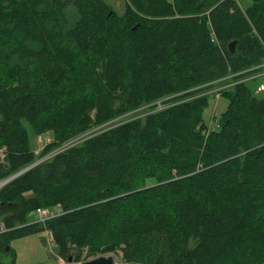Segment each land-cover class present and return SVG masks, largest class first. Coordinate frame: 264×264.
Masks as SVG:
<instances>
[{
  "label": "trees",
  "instance_id": "obj_1",
  "mask_svg": "<svg viewBox=\"0 0 264 264\" xmlns=\"http://www.w3.org/2000/svg\"><path fill=\"white\" fill-rule=\"evenodd\" d=\"M128 1L119 16L105 0H0V181L149 109L6 185L0 251L46 230L66 264L82 249L126 264H264V97L251 89L264 77L223 90L217 128L204 121L213 83L263 72L239 75L264 64V0ZM24 122L53 135L40 155ZM56 207L58 218L28 225Z\"/></svg>",
  "mask_w": 264,
  "mask_h": 264
},
{
  "label": "rangeland",
  "instance_id": "obj_2",
  "mask_svg": "<svg viewBox=\"0 0 264 264\" xmlns=\"http://www.w3.org/2000/svg\"><path fill=\"white\" fill-rule=\"evenodd\" d=\"M105 1L109 5L111 13H113L114 11L119 16L125 14L126 12L124 7L125 4L127 6L130 4V1L128 0H105ZM137 1L138 2L136 4L139 5H143V3H148L149 6L147 7L149 8V10L150 9L152 11L158 10L157 4L154 1L152 2V0H137ZM236 1L242 10H247L252 3V0H236ZM12 5L13 7L15 6V8H18L15 1H12ZM14 11L15 13H18V9H14ZM134 27H136V25ZM235 53H237V46ZM260 66L258 65L256 66V68H252V69H254V71L261 70L264 72V68H260ZM233 81L234 80H232V82ZM218 85L219 84H217L216 87H219ZM251 89L254 91V95L256 97H264V92L259 91L258 88L256 91L253 88ZM115 97H116V105H119L124 100L125 95L123 94V91L122 92L118 91L115 94ZM228 105H229V101L224 96H221L218 101L216 99L211 100L210 106L204 113V121L206 122V124L210 125L212 129H216L217 120H219V118L226 111ZM148 112H149L148 108H142L134 112H127L122 116H120L119 118H117L115 121H113V124L118 125L128 120L140 118ZM94 115L95 112L91 113L92 119L94 118ZM23 124L28 133V140L31 149L37 155H40L46 143L50 144L53 141L52 133L48 132L42 136H36L31 126L28 123L24 122ZM1 151L2 149H0V152ZM3 152L5 154V151ZM3 152L0 154V156L3 154ZM45 158L46 157H44L40 161H43ZM6 164L7 162L6 160H4V165ZM31 220L33 222L37 221V217L35 214L31 216ZM51 236H52L51 233L45 230L35 234L25 235L10 240L8 245L10 250L7 252L5 248L4 251H0V264H61L58 249L54 241L52 240ZM50 244L54 245L53 249L50 248ZM75 253H76L75 251H72L69 254V256H74ZM78 253L80 254V258H79L80 261L78 264H82L83 262L98 258V256L89 255L87 249H82ZM104 256H113L115 258V264H126L122 261L121 252L110 253ZM62 260L66 262L65 259Z\"/></svg>",
  "mask_w": 264,
  "mask_h": 264
},
{
  "label": "built area",
  "instance_id": "obj_3",
  "mask_svg": "<svg viewBox=\"0 0 264 264\" xmlns=\"http://www.w3.org/2000/svg\"><path fill=\"white\" fill-rule=\"evenodd\" d=\"M212 42H215V39L213 38L212 39ZM260 68H264V64L262 66H260ZM254 71V69H250L248 71H245L243 73H240L239 75H242L244 73H250ZM237 75H233L231 76L230 78L228 79H222L220 81H217L213 84L217 85L219 84L215 90H214V94L215 95V99L218 101L219 98L221 97V93L223 90L225 89H228V88H231L233 87L234 85L236 84H240L242 82H245L247 80H250V79H256V78H261V77H264V72L262 73H257V75H255L254 77H251L249 79H245V80H241V81H233L232 83H227L225 84L226 82H228L227 80H232L234 77H236ZM259 91L261 92H264V83L261 84L259 87H258ZM217 105V104H216ZM113 122L107 124V125H104V126H101V127H98V128H93L92 130L84 133V134H81L75 138H72L70 139L69 141L65 142L64 144L58 146L57 148H55L48 156H46V158L43 160V161H39L37 162V165H39L40 163L44 162V161H47L49 159H52L53 157L55 156H58L76 146H79L80 144H82L84 141L88 140L89 138L93 137L95 134H98L104 130H106L107 128L110 127V125L112 124ZM217 124H216V128H217ZM212 127L210 126V129ZM48 143H46L47 145ZM45 145V146H46ZM5 151L4 149H2V151L0 152V154ZM4 160H5V154L3 152V154L0 156V163L4 164ZM36 165V166H37ZM35 166V167H36ZM34 168V167H33ZM32 169V168H31ZM23 172V171H22ZM23 174V173H22ZM18 175V174H17ZM21 175V174H20ZM16 176V175H15ZM13 176V177H10V178H7V179H4V180H1L0 181V192L1 190L6 186L8 185L14 178L18 177V176ZM62 214V211L59 207H56L54 209H39L35 212V215L37 217V221L36 222H30V224L28 225H32V224H40L42 226H45L49 221L53 220V219H56L58 218L59 216H61ZM9 232V229L6 227V225L4 223H0V235L2 234H5ZM52 240H53V237L51 236ZM54 241V240H53ZM54 245L53 244H50V248L53 249ZM60 261H61V264H66V262L64 260H62L60 258Z\"/></svg>",
  "mask_w": 264,
  "mask_h": 264
},
{
  "label": "water",
  "instance_id": "obj_4",
  "mask_svg": "<svg viewBox=\"0 0 264 264\" xmlns=\"http://www.w3.org/2000/svg\"><path fill=\"white\" fill-rule=\"evenodd\" d=\"M137 29H138V26L134 27L132 29V31L135 32ZM236 46H237V42H233V43H231L229 45L228 50H229V53L231 55L235 54ZM36 165H37V163L33 164L31 167L27 168L26 170H24L23 172L19 173L18 175L30 170L31 168L35 167ZM18 175H16V176H18ZM5 250L8 252L10 249H9V247H6ZM72 258L73 257L69 258L68 263L72 262V260H73ZM82 264H115V258L113 256H101V257L95 258L93 260H89V261L83 262Z\"/></svg>",
  "mask_w": 264,
  "mask_h": 264
}]
</instances>
